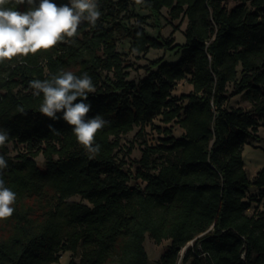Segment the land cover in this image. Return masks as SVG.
<instances>
[{
	"label": "trees",
	"instance_id": "16d2710c",
	"mask_svg": "<svg viewBox=\"0 0 264 264\" xmlns=\"http://www.w3.org/2000/svg\"><path fill=\"white\" fill-rule=\"evenodd\" d=\"M127 1L97 0L95 27L82 22L71 42L0 63V128L9 133L0 146L8 165L0 178L16 193L12 216L0 220V264H53L60 252L78 249L79 260L69 264H148L146 235L156 244L170 241L155 264H178L179 256L181 264H264V216L248 215L246 201L250 187L264 199V165L250 180L242 159L264 123V0H233L229 9L226 0H141L154 19L163 8L174 20L185 17L181 45L151 37L146 17L123 23ZM118 38L138 54L163 49L178 59L151 61L145 77L128 80ZM62 71L91 77L96 91L84 101L91 105L86 119L109 121L95 136V158L76 142L63 111L55 121L39 113L42 95L29 88ZM185 79L191 92L173 96ZM230 84L249 110L225 108ZM156 115L183 133L145 145L143 170L134 176L144 185H131L115 157L119 139ZM9 143L28 150L11 158Z\"/></svg>",
	"mask_w": 264,
	"mask_h": 264
},
{
	"label": "clouds",
	"instance_id": "9594fccd",
	"mask_svg": "<svg viewBox=\"0 0 264 264\" xmlns=\"http://www.w3.org/2000/svg\"><path fill=\"white\" fill-rule=\"evenodd\" d=\"M24 4L27 5L26 11L15 10L16 5ZM101 15L97 0H69L62 6L52 0H0V63L48 51L64 42L66 37L71 42L70 38L77 34L82 22L95 27ZM29 88L33 96L42 95L39 113L55 121L57 113L63 111L62 119L71 126L76 142L90 159L95 158L101 147L94 143L95 136L109 121L101 115L86 119L91 105L84 101L96 91L91 77L87 73L78 77L71 71H62L50 79L30 81ZM78 98L80 102L73 103ZM49 128L58 134L51 125ZM8 140V131L0 128V146ZM7 167V161L0 155V176ZM15 200L16 193L0 178V220L12 216Z\"/></svg>",
	"mask_w": 264,
	"mask_h": 264
},
{
	"label": "rangeland",
	"instance_id": "374dc122",
	"mask_svg": "<svg viewBox=\"0 0 264 264\" xmlns=\"http://www.w3.org/2000/svg\"><path fill=\"white\" fill-rule=\"evenodd\" d=\"M226 8H231L235 5L233 0H226L224 2ZM125 15L123 23L130 25L134 23L137 16L146 17L143 27L151 37H158L164 39H172L174 44H183L185 42V36L183 34L187 20L184 16L178 19H172L168 10L163 8L161 15L158 19H154L150 16V12L146 10L142 2L137 0H128L126 12H123L119 18ZM128 17V18H126ZM130 40L118 38L116 42V50L122 54L124 60L125 71L128 73V80L135 82L141 80L146 76L145 68L151 61L162 58L164 61L175 62L178 59L174 52L163 49H149L146 53H136L130 50ZM111 75V73H109ZM188 79V78H187ZM187 79L178 82L172 91V95L180 97L181 95L188 94L192 90V86L188 83ZM180 103L185 105V100H181ZM250 103L244 99L241 94L234 93L233 85L227 86V101L225 103L226 109L240 108L242 110H249ZM183 130L174 121L170 124H164L161 121V116H154L148 123L142 127H134L133 130L125 135H122L119 139V146L115 151V157L118 162L123 163V168L132 175V179L129 182L131 185H141L144 183L139 179H135V175L138 171H142L143 167L139 164L141 155L145 145L159 146L162 145L165 139L170 137L176 139L180 137ZM257 138L251 139L244 145L242 150V159L244 162V168L247 177L252 180L256 175V171L260 170L264 165V123L259 122L256 132ZM9 156L15 157L17 153L26 152L27 147L21 145H15L9 143ZM165 154L161 156H155V162L160 163L163 161ZM35 161L40 169H44L43 157L39 154ZM252 199L251 201L249 199ZM72 201L81 202L86 204L87 202L82 200L79 196L71 198ZM246 201H249L248 215L264 216V199L259 197L258 192L250 187L247 190ZM170 244L169 241L163 240L160 244H156L148 235L145 236L144 248L146 250L149 262L148 264H155L163 251ZM191 243L188 244V246ZM184 251V250H183ZM182 250V254L184 253ZM81 250L71 253L68 251H62L59 253V260L53 264H69L71 260L77 262L80 257ZM180 252V253H181ZM181 257L178 258V264H181Z\"/></svg>",
	"mask_w": 264,
	"mask_h": 264
},
{
	"label": "built area",
	"instance_id": "2783aa9c",
	"mask_svg": "<svg viewBox=\"0 0 264 264\" xmlns=\"http://www.w3.org/2000/svg\"><path fill=\"white\" fill-rule=\"evenodd\" d=\"M189 244V243H188ZM188 244L182 249V251L183 250H185L186 249V247H188ZM192 244V243H191ZM184 252V251H183ZM181 255H182V252H181Z\"/></svg>",
	"mask_w": 264,
	"mask_h": 264
},
{
	"label": "crops",
	"instance_id": "0c3cea01",
	"mask_svg": "<svg viewBox=\"0 0 264 264\" xmlns=\"http://www.w3.org/2000/svg\"><path fill=\"white\" fill-rule=\"evenodd\" d=\"M165 241H169V240H165ZM170 242V241H169ZM159 259V258H158Z\"/></svg>",
	"mask_w": 264,
	"mask_h": 264
},
{
	"label": "bare ground",
	"instance_id": "6f19581e",
	"mask_svg": "<svg viewBox=\"0 0 264 264\" xmlns=\"http://www.w3.org/2000/svg\"><path fill=\"white\" fill-rule=\"evenodd\" d=\"M258 171V170H257ZM257 171H256V173H257Z\"/></svg>",
	"mask_w": 264,
	"mask_h": 264
}]
</instances>
